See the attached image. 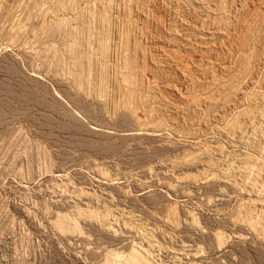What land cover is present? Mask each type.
<instances>
[{
    "label": "rangeland",
    "instance_id": "1",
    "mask_svg": "<svg viewBox=\"0 0 264 264\" xmlns=\"http://www.w3.org/2000/svg\"><path fill=\"white\" fill-rule=\"evenodd\" d=\"M0 264H264V0H0Z\"/></svg>",
    "mask_w": 264,
    "mask_h": 264
},
{
    "label": "bare ground",
    "instance_id": "2",
    "mask_svg": "<svg viewBox=\"0 0 264 264\" xmlns=\"http://www.w3.org/2000/svg\"><path fill=\"white\" fill-rule=\"evenodd\" d=\"M130 79V78H129ZM131 80V79H130ZM127 81V80H126ZM131 82V81H130ZM132 83H133V81H132ZM128 84V83H127ZM262 116V115H261ZM238 126V125H237ZM260 161V160H259ZM133 256V255H132ZM139 257V256H138ZM114 261V260H113Z\"/></svg>",
    "mask_w": 264,
    "mask_h": 264
}]
</instances>
